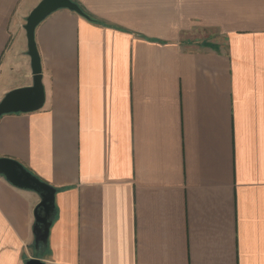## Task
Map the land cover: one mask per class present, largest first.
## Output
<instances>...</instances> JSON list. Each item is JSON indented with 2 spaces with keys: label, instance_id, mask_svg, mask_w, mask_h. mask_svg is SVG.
Wrapping results in <instances>:
<instances>
[{
  "label": "crops",
  "instance_id": "obj_1",
  "mask_svg": "<svg viewBox=\"0 0 264 264\" xmlns=\"http://www.w3.org/2000/svg\"><path fill=\"white\" fill-rule=\"evenodd\" d=\"M35 28L43 105L0 116V264H264V0H73ZM0 0V100L32 84L23 27Z\"/></svg>",
  "mask_w": 264,
  "mask_h": 264
},
{
  "label": "water",
  "instance_id": "obj_2",
  "mask_svg": "<svg viewBox=\"0 0 264 264\" xmlns=\"http://www.w3.org/2000/svg\"><path fill=\"white\" fill-rule=\"evenodd\" d=\"M59 8H68L81 15L83 14L81 8L73 0H39L26 16L23 27L27 40V53L30 57L32 84L8 91L0 100V116L9 112L34 111L43 105L44 89L41 81V63L34 32L36 26L47 15ZM0 174L11 184L20 188L32 189L41 196V200L33 211L34 223L32 225L35 253L39 254L47 245L55 188L40 180L14 159L0 157ZM25 264L47 263L34 256L28 258Z\"/></svg>",
  "mask_w": 264,
  "mask_h": 264
},
{
  "label": "trees",
  "instance_id": "obj_3",
  "mask_svg": "<svg viewBox=\"0 0 264 264\" xmlns=\"http://www.w3.org/2000/svg\"><path fill=\"white\" fill-rule=\"evenodd\" d=\"M82 15L85 16L87 19L94 21V19L92 17H90L85 11H83V14Z\"/></svg>",
  "mask_w": 264,
  "mask_h": 264
}]
</instances>
